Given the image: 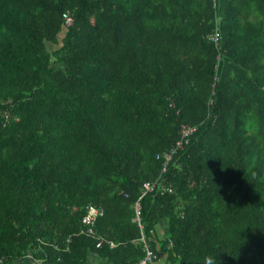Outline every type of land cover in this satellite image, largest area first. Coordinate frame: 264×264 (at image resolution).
Wrapping results in <instances>:
<instances>
[{"label":"trees","instance_id":"16d2710c","mask_svg":"<svg viewBox=\"0 0 264 264\" xmlns=\"http://www.w3.org/2000/svg\"><path fill=\"white\" fill-rule=\"evenodd\" d=\"M141 236L264 264V0H0V258L139 264Z\"/></svg>","mask_w":264,"mask_h":264},{"label":"built area","instance_id":"2783aa9c","mask_svg":"<svg viewBox=\"0 0 264 264\" xmlns=\"http://www.w3.org/2000/svg\"><path fill=\"white\" fill-rule=\"evenodd\" d=\"M62 19H63V21H64V23L66 25H68L70 23V21H71V18H70L69 14H63L62 15ZM213 38H214V40H216L217 35L214 34ZM192 132H193V128L192 127L181 126L179 128V131H178L179 137H178V139L175 141L173 146H171V148H169L166 152H164L162 154V156L160 157V159H161V172L165 171L167 163L171 160L172 155L178 149H181L184 145H186L188 143L189 136L192 134ZM156 158H158V156H156ZM140 187H141V196L144 195L145 193H149V192H152V191L157 190V189L159 190L160 193H162L164 191L167 192V193L171 192V188L165 187L162 184V182H158V181H154V182H151V183L143 182ZM133 210H134L135 220H137V222H138V214H139L138 202H136L133 205ZM100 215H101V211L99 209H96L93 206H87L85 208L84 214L80 218L81 227L78 230V234H81V235H84L86 237L95 239L96 240V242H95V247L96 248L99 247L100 244L103 242V239L101 237H99L98 235H96V233L93 230L94 221L96 220V217L100 216ZM140 241L143 244V247H144V250H145V255H144V257L142 258V260L140 261L139 264L149 263L154 256L151 253V251H149L147 249L146 243L144 241L143 236L140 237ZM105 242L107 243L109 248L116 246L111 241H105ZM3 261H4V259L0 258V264H2Z\"/></svg>","mask_w":264,"mask_h":264},{"label":"crops","instance_id":"0c3cea01","mask_svg":"<svg viewBox=\"0 0 264 264\" xmlns=\"http://www.w3.org/2000/svg\"><path fill=\"white\" fill-rule=\"evenodd\" d=\"M3 264H40V261L32 259L29 256H27L22 259H13L8 262H4ZM87 264H93V261H90Z\"/></svg>","mask_w":264,"mask_h":264},{"label":"clouds","instance_id":"9594fccd","mask_svg":"<svg viewBox=\"0 0 264 264\" xmlns=\"http://www.w3.org/2000/svg\"><path fill=\"white\" fill-rule=\"evenodd\" d=\"M204 264H219V260L217 259V257H212V256H208L205 257V261Z\"/></svg>","mask_w":264,"mask_h":264},{"label":"rangeland","instance_id":"374dc122","mask_svg":"<svg viewBox=\"0 0 264 264\" xmlns=\"http://www.w3.org/2000/svg\"><path fill=\"white\" fill-rule=\"evenodd\" d=\"M3 263H4V262H3ZM3 263H2V264H3Z\"/></svg>","mask_w":264,"mask_h":264}]
</instances>
